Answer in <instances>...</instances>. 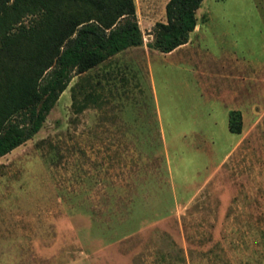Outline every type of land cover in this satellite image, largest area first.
<instances>
[{"label": "rangeland", "instance_id": "obj_1", "mask_svg": "<svg viewBox=\"0 0 264 264\" xmlns=\"http://www.w3.org/2000/svg\"><path fill=\"white\" fill-rule=\"evenodd\" d=\"M166 1L134 0L142 49L75 74L0 156V264H264V0L201 3L205 44L235 55L200 82L146 45Z\"/></svg>", "mask_w": 264, "mask_h": 264}, {"label": "trees", "instance_id": "obj_2", "mask_svg": "<svg viewBox=\"0 0 264 264\" xmlns=\"http://www.w3.org/2000/svg\"><path fill=\"white\" fill-rule=\"evenodd\" d=\"M203 0H167L148 46L185 43ZM143 43L134 0H0V156L31 138L75 74ZM239 109L228 129L239 133Z\"/></svg>", "mask_w": 264, "mask_h": 264}, {"label": "crops", "instance_id": "obj_3", "mask_svg": "<svg viewBox=\"0 0 264 264\" xmlns=\"http://www.w3.org/2000/svg\"><path fill=\"white\" fill-rule=\"evenodd\" d=\"M199 8H200V6H199ZM197 10H196V12H197ZM196 16H197V13H196ZM163 21H165V20H163ZM202 24L203 23H200L197 19L196 25H195L194 29L189 33V38L185 43L180 44L179 46L175 47L171 51L162 52V53H166L168 56H170L169 62L164 61V64L169 66V72L171 71L172 74L173 73L176 74V73H178V71H180V73L189 72L192 75L191 78L194 81L200 82L199 80L203 81L202 76L213 77L216 75H220L218 73H213L212 68H210L209 65L201 64V61H203L206 58L207 59H209V58L218 59L221 56V58L223 59V58L229 57L230 54L235 55L234 50H228V49L224 50L223 52H218L217 55L214 52L212 53L211 48L208 47L207 44H205V42H204V39L206 36L202 32ZM143 45L144 44L142 43L140 45L130 46V47L142 49ZM146 45H148V44L146 43ZM127 48H129V47H127ZM127 48H125V49H127ZM125 49H123V50H125ZM152 49L159 51L155 48H152ZM123 50H121V51H123ZM121 51H119V52H121ZM119 52H117V53H119ZM159 52H161V51H159ZM117 53H115L113 55H116ZM172 56H173V58H172ZM164 69L165 70L163 71V73H166V68H164ZM148 74L152 80L153 76H154L153 75V64L150 65ZM221 77L228 78V76L225 74L222 75ZM249 88H250V85H249ZM218 98L220 100V98H222V97L219 96ZM230 109H233V108H230Z\"/></svg>", "mask_w": 264, "mask_h": 264}]
</instances>
